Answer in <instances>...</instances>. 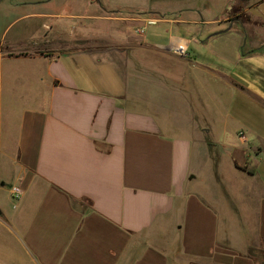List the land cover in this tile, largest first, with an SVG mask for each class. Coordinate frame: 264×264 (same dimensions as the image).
Listing matches in <instances>:
<instances>
[{"label":"crops","instance_id":"obj_1","mask_svg":"<svg viewBox=\"0 0 264 264\" xmlns=\"http://www.w3.org/2000/svg\"><path fill=\"white\" fill-rule=\"evenodd\" d=\"M96 1L0 0V99L7 60L44 67L0 264H264V0ZM30 19L42 43L25 47L9 29Z\"/></svg>","mask_w":264,"mask_h":264},{"label":"rangeland","instance_id":"obj_2","mask_svg":"<svg viewBox=\"0 0 264 264\" xmlns=\"http://www.w3.org/2000/svg\"><path fill=\"white\" fill-rule=\"evenodd\" d=\"M68 5L67 9L70 10L73 7L81 8L82 10H85L87 7H85V1L86 0H67ZM92 0H90L91 2ZM115 1H117L118 6H127L129 2H144L145 0H97L94 2V4H91L89 9L93 8H101V5L103 4L106 6H113ZM199 2V6L202 5L206 6V3H208L206 0H191L190 2ZM92 3V2H91ZM98 5V6H97ZM65 6V5H64ZM174 6H177L176 4ZM209 6V5H208ZM204 8V7H203ZM214 10L216 9L213 7ZM87 10V9H86ZM216 11V10H215ZM64 22L63 28L60 30V35L63 38H66L67 40H70V38H76L78 34H80L79 29V22L80 20H66L62 19ZM49 22V21H48ZM52 24L54 23V20H51ZM238 26H241L239 24ZM43 29V26L40 27V21L37 19H30L25 20L17 25H13L9 30V37L12 38L15 34L19 32H24V38L26 40V44H24L25 47H30L33 45H38L42 42H39L38 40H34L35 38L39 37V31ZM32 40L35 44L32 43ZM40 40V39H39ZM41 41V40H40ZM59 43V41H57ZM44 70V67L40 66V64L36 61H19L15 59L7 60L6 64L4 65V74L6 77V89L4 93V99H0V168H1V175H2V181L5 183L3 186V190L0 191V205L7 208V213L14 212L16 209L21 206V200H18L14 197V195L11 193L12 188L14 186L19 185L18 182H16L15 175H13L12 170L9 169V163L11 162V157L17 156V148L15 144V137L19 128L21 115L23 114L24 110L30 106H34L36 103H34V100L31 99H24L23 96H25L26 92L31 91L30 89V82L28 81V76L36 75L38 72H41ZM2 73V68L0 75ZM15 74V75H14ZM16 74L20 77V79H15ZM10 75H13L12 81L13 83L9 82ZM12 84V88L11 85ZM242 104V106H241ZM246 107L249 109H255L253 106L247 102L242 101L239 99L237 105L235 108L237 109V118L242 119V116L245 118H250L246 114H240V108ZM239 113V114H238ZM242 115V116H241ZM11 156V157H10ZM18 207H17V206ZM16 206V207H15Z\"/></svg>","mask_w":264,"mask_h":264},{"label":"built area","instance_id":"obj_3","mask_svg":"<svg viewBox=\"0 0 264 264\" xmlns=\"http://www.w3.org/2000/svg\"><path fill=\"white\" fill-rule=\"evenodd\" d=\"M144 30H145V28H141V29H139V32L143 33V32H145ZM175 52L177 54H180V55H187L188 54L187 47L185 45H180V46L176 47ZM241 135L243 137H245V132L242 131ZM12 194L14 195V197L16 199L21 200L24 196V189L21 186L16 185L12 189Z\"/></svg>","mask_w":264,"mask_h":264}]
</instances>
